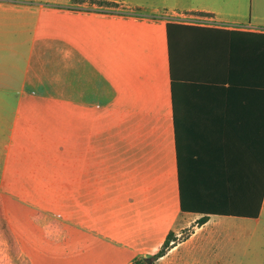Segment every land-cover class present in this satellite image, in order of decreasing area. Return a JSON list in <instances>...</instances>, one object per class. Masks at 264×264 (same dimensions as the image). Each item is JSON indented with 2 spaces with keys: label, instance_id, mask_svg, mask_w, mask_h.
<instances>
[{
  "label": "crops",
  "instance_id": "obj_1",
  "mask_svg": "<svg viewBox=\"0 0 264 264\" xmlns=\"http://www.w3.org/2000/svg\"><path fill=\"white\" fill-rule=\"evenodd\" d=\"M0 217L19 264H264V0H0Z\"/></svg>",
  "mask_w": 264,
  "mask_h": 264
},
{
  "label": "rangeland",
  "instance_id": "obj_2",
  "mask_svg": "<svg viewBox=\"0 0 264 264\" xmlns=\"http://www.w3.org/2000/svg\"><path fill=\"white\" fill-rule=\"evenodd\" d=\"M17 209H19V211L23 210V206L20 205L17 207ZM24 215V213H23ZM1 218V217H0ZM24 223V220H23ZM8 233H7V228H6V224H1L0 223V264H10V256H11V264H19V263H15V261L13 262L12 259H14V256H16L14 249H10L6 243V238ZM151 261H143V264H151L152 262V258H150ZM138 264V263H136Z\"/></svg>",
  "mask_w": 264,
  "mask_h": 264
},
{
  "label": "trees",
  "instance_id": "obj_3",
  "mask_svg": "<svg viewBox=\"0 0 264 264\" xmlns=\"http://www.w3.org/2000/svg\"><path fill=\"white\" fill-rule=\"evenodd\" d=\"M101 4H105V3H101ZM106 4H109V3H106ZM170 238L171 237L169 236V238L166 240L163 248L155 255V258H158V257L162 256L165 253L166 247H168V245H169ZM138 264H143V261H140Z\"/></svg>",
  "mask_w": 264,
  "mask_h": 264
},
{
  "label": "water",
  "instance_id": "obj_4",
  "mask_svg": "<svg viewBox=\"0 0 264 264\" xmlns=\"http://www.w3.org/2000/svg\"><path fill=\"white\" fill-rule=\"evenodd\" d=\"M146 261L150 262V261H151V259H150V258H148V259H146Z\"/></svg>",
  "mask_w": 264,
  "mask_h": 264
},
{
  "label": "built area",
  "instance_id": "obj_5",
  "mask_svg": "<svg viewBox=\"0 0 264 264\" xmlns=\"http://www.w3.org/2000/svg\"><path fill=\"white\" fill-rule=\"evenodd\" d=\"M203 19H200L199 21H202Z\"/></svg>",
  "mask_w": 264,
  "mask_h": 264
}]
</instances>
